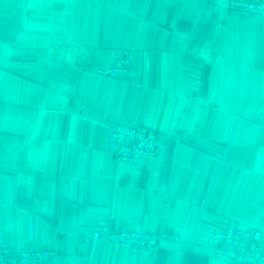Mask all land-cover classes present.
<instances>
[{
    "label": "crops",
    "instance_id": "0c3cea01",
    "mask_svg": "<svg viewBox=\"0 0 264 264\" xmlns=\"http://www.w3.org/2000/svg\"><path fill=\"white\" fill-rule=\"evenodd\" d=\"M228 0H0V233L41 264H232L206 231H264V18ZM123 51L129 74L102 70ZM158 154L115 159L105 126ZM182 232L150 252L77 235L99 220Z\"/></svg>",
    "mask_w": 264,
    "mask_h": 264
},
{
    "label": "built area",
    "instance_id": "2783aa9c",
    "mask_svg": "<svg viewBox=\"0 0 264 264\" xmlns=\"http://www.w3.org/2000/svg\"><path fill=\"white\" fill-rule=\"evenodd\" d=\"M231 14L245 18H264V0H228ZM132 71V56L123 51L102 70L106 76L129 74ZM254 118L264 124V94L254 113ZM106 150L117 160L135 164L141 158L158 154L159 140L146 127L124 120L109 121L105 126ZM182 232L125 229L111 225L101 219L77 235L82 243L93 245L100 241H111L132 252H150L161 240L177 242ZM206 244L213 256L222 257L232 264H264V231L239 224H228L221 228L210 227L206 231ZM60 255V252L44 246L24 248L17 244L9 246L0 233V264H41Z\"/></svg>",
    "mask_w": 264,
    "mask_h": 264
}]
</instances>
